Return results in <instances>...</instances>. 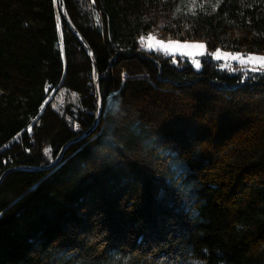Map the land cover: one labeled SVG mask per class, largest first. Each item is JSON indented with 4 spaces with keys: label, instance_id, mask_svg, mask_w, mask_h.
Returning <instances> with one entry per match:
<instances>
[{
    "label": "trees",
    "instance_id": "trees-1",
    "mask_svg": "<svg viewBox=\"0 0 264 264\" xmlns=\"http://www.w3.org/2000/svg\"><path fill=\"white\" fill-rule=\"evenodd\" d=\"M186 1L64 0L101 114L3 179L0 264H264V71L146 50L151 13ZM194 13L163 37L264 55V0ZM92 69L57 0H0V176L91 128Z\"/></svg>",
    "mask_w": 264,
    "mask_h": 264
},
{
    "label": "rangeland",
    "instance_id": "rangeland-1",
    "mask_svg": "<svg viewBox=\"0 0 264 264\" xmlns=\"http://www.w3.org/2000/svg\"><path fill=\"white\" fill-rule=\"evenodd\" d=\"M204 4H212L213 2H215V0H203ZM192 4H191V0H189L188 2L186 1L185 3H181L180 5H178L176 7L184 10L187 9L189 10L190 8H192ZM176 10L172 13H166L165 10H159V11H155L153 13H151V17L153 18L154 22H155V27L154 30L149 34L152 35L156 38V40H163L165 42V44H167L170 41H175L172 39H165L160 31V29L166 25L171 18L176 14ZM149 35L146 37L145 40V49L146 50H157L162 52L164 55H166L167 57L170 58H180V59H184L187 60L188 62L191 63L192 67L195 70H199L201 65H200V61L202 59H210L213 63H215L219 69L224 70L226 72H231V73H238V72H242L243 77L247 78V77H251L252 74L248 73L249 71H253V68H256L257 70H255L256 72H262L264 71V68H260L258 65H252V64H241L239 61H234L231 60L228 57H224L222 59H215L213 58V56L211 55L212 53H215L217 50L215 51H208L205 47V44L202 42H195V41H190V42H179V41H175L177 42V44L179 45H185V44H203L204 47L202 49H197V48H185V47H170L168 49H163L160 46L156 45L155 40L153 41H149L148 37ZM151 43L153 45L152 48L148 47V44ZM220 52L223 53H229V54H236V53H231V52H225V51H221ZM202 53V54H201ZM242 56H247L244 55L242 53H239ZM257 56H261V55H257ZM194 61H198L199 62V67L196 66V64L194 63ZM253 71V72H255Z\"/></svg>",
    "mask_w": 264,
    "mask_h": 264
},
{
    "label": "water",
    "instance_id": "water-1",
    "mask_svg": "<svg viewBox=\"0 0 264 264\" xmlns=\"http://www.w3.org/2000/svg\"><path fill=\"white\" fill-rule=\"evenodd\" d=\"M57 2H58L59 13H60L61 17L63 18L65 24L67 25L70 32L78 40V42L80 43V45L84 49L86 56L90 59V61L92 63V68H93L92 69V82H93L94 91H95V121H94V124L91 126V128H89L87 131L82 133L80 136H78V137L68 141L67 143H65L62 146V148L60 149L55 160L52 163H50L49 165L37 167V168H28V167H12V168H9L5 172H3L2 175L0 176V184L3 181V179L11 172H15V171H17V172H37V171H43V170L54 168L55 166H57L60 163L62 156H63V153L68 147H70L71 145H73L74 143H76L82 139L87 138L96 129V127L98 125V121H99L100 114H101V103H100L99 92H98V74H97V71H96V68L94 65L92 52L89 49L86 42L84 41V39L81 37V35L78 33L76 28L71 23L68 15H67L66 9H65L64 0H57Z\"/></svg>",
    "mask_w": 264,
    "mask_h": 264
},
{
    "label": "snow or ice",
    "instance_id": "snow-or-ice-1",
    "mask_svg": "<svg viewBox=\"0 0 264 264\" xmlns=\"http://www.w3.org/2000/svg\"><path fill=\"white\" fill-rule=\"evenodd\" d=\"M221 2V0H217V5ZM191 4H192V8L189 9V11H193L194 13V8L197 5V0H191ZM200 7H203V5H200ZM181 11V9L177 8L176 12L179 13ZM144 38L141 37V40H143ZM149 41H153L155 40L156 45L160 46L163 49H168L170 47H185V48H197V49H202L204 47L203 44H185V45H179L177 44V42L175 41H170L167 44H165V42L163 40H156V38L152 35H149L148 37ZM149 48H152L153 45L151 43L148 44ZM202 54V53H201ZM213 56V58L219 60L222 59L224 57H228L231 60L234 61H239L241 64H252V65H258L260 68H264V55L261 56H257V55H247L242 56L239 53L236 54H229V53H221L219 49H217V51L215 53L211 54ZM194 63L196 64L197 67H199V62L198 61H194ZM253 71L257 70L256 68L252 69ZM30 130V129H29Z\"/></svg>",
    "mask_w": 264,
    "mask_h": 264
},
{
    "label": "built area",
    "instance_id": "built-area-1",
    "mask_svg": "<svg viewBox=\"0 0 264 264\" xmlns=\"http://www.w3.org/2000/svg\"><path fill=\"white\" fill-rule=\"evenodd\" d=\"M245 55V54H244Z\"/></svg>",
    "mask_w": 264,
    "mask_h": 264
}]
</instances>
